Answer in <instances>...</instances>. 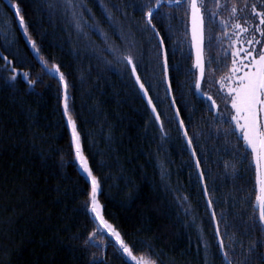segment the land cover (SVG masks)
Here are the masks:
<instances>
[{"label": "trees", "instance_id": "16d2710c", "mask_svg": "<svg viewBox=\"0 0 264 264\" xmlns=\"http://www.w3.org/2000/svg\"><path fill=\"white\" fill-rule=\"evenodd\" d=\"M191 1L9 0L29 44L13 8L0 0V264H136L92 213L61 76L108 230L148 264H229L168 96L163 46L225 253L232 264H264L260 185L224 87L241 32L236 26L253 32L264 0H198L201 92Z\"/></svg>", "mask_w": 264, "mask_h": 264}, {"label": "snow or ice", "instance_id": "6c2138e0", "mask_svg": "<svg viewBox=\"0 0 264 264\" xmlns=\"http://www.w3.org/2000/svg\"><path fill=\"white\" fill-rule=\"evenodd\" d=\"M179 2V0H177ZM191 8L193 10V40H197V30H196V19L197 13L199 11L196 0H192ZM17 15L19 10L17 9ZM235 11V9H233ZM152 10L149 9L147 15L149 18V23H151ZM260 17L259 23L264 25V13H255ZM20 23L23 24V19L21 18ZM240 28L241 31H247L246 28H241L240 25L236 26ZM25 31H27L25 29ZM257 31H260L261 35L264 36V30L257 28ZM251 44L252 41H249ZM259 43V41H257ZM33 47L35 45L33 44ZM239 57V51L235 53ZM245 58L248 59V63L245 64L241 60H233V68L231 71L232 76H236L237 73H242L238 76L236 81V87L230 89L228 95L231 97V107L235 110V115L232 116V120L235 121V127L239 130V138L243 141V147L246 150L247 155H251L254 161V167L257 174V182L260 185V195L257 196L258 201V211L259 219L264 222V47L261 50L253 55V52L244 50ZM131 63V61H129ZM239 65V66H237ZM197 67L200 68L201 79L204 78V66L201 62L199 51L197 55ZM135 71V69H133ZM51 71V70H50ZM56 72H59V69H55ZM27 78V74H24ZM230 78V77H226ZM15 79V77H13ZM63 80V76H61ZM30 83H34L30 81ZM67 87V86H65ZM199 89L200 85H196ZM143 88V85H141ZM208 99L211 100V97ZM151 102V101H149ZM213 103H215L213 101ZM65 115H68V104L67 96H65V105H64ZM68 124L71 126L72 138L76 144V153L77 157L81 161V167L85 172L91 176V172L87 167V161L83 158L80 153L79 147V135L76 131V125L72 120L71 116H68ZM98 185L95 179H92V192L91 199L93 203L92 211H97L96 207V194H97ZM99 218V217H98ZM107 227L111 228L110 225ZM116 236L117 241L120 243V247L123 252L127 254L136 264H148L143 258L138 259L133 255L129 247L120 240L119 233H116L114 230L112 232ZM225 259H227V253L224 254ZM231 264V262H229Z\"/></svg>", "mask_w": 264, "mask_h": 264}, {"label": "water", "instance_id": "95a60500", "mask_svg": "<svg viewBox=\"0 0 264 264\" xmlns=\"http://www.w3.org/2000/svg\"><path fill=\"white\" fill-rule=\"evenodd\" d=\"M6 1L9 5H11V7L13 8L14 12H15V15H16V18L18 20V25L23 33V35L27 38V35L23 29V26L22 24L20 23V17H19V14L17 15V11H16V8L13 6L12 3L9 2V0H4ZM168 2V1H167ZM192 3V1H191ZM196 3L198 5V8H199V11L197 13V19H196V30H197V40L194 41L193 40V10L191 8V17H190V23H191V37H192V45H193V51H194V57H195V62H196V65H197V55H198V51H199V56H200V59H201V62L204 66V71H205V56H204V45H205V31H204V20H203V16H202V13H201V10H200V7H199V4H198V0H196ZM161 4V3H160ZM154 12V10L152 11V13ZM27 42L30 44L29 42V39L27 38ZM163 55H164V71H165V79H166V85H167V89H168V96H169V99H170V102L172 104V107H173V110L175 112V116L178 120V123L180 125V129L182 131V134L187 142V145L191 151V154L193 156V159L195 161V164H196V167L198 169V172H199V175H200V178H201V183H202V189H203V192H204V196L207 200V204L210 208V211L212 213V217H213V221H214V226H215V231H216V236H217V240L219 242V246H220V251L225 259V249H224V245H223V241H222V237L220 235V232H219V226H218V221H217V217H216V214L214 212V209H213V206H212V203H211V200L208 196V191H207V187H206V183H205V178H204V174H203V171L201 169V166H200V162L198 160V157L196 155V152L194 150V147H193V144L191 142V139L188 135V132L185 128V125L183 123V120H182V117L180 115V112L178 110V107L175 103V100H174V96H173V93H172V89H171V85H170V80H169V72H168V63H167V58H166V51H165V48L163 46ZM42 63V62H41ZM43 64V63H42ZM44 65V64H43ZM45 66V65H44ZM46 67V66H45ZM131 67H132V71H133V74H134V77H135V80L140 88V91L146 101V103L148 104V106L150 107L152 113L154 114V116L156 117L157 121L159 123H161V117H160V114L154 104V101L152 100L148 90L146 89L145 85L143 84L136 68L134 67L133 63H131ZM135 69V71L133 70ZM202 80L201 79V73H200V68L198 67V77H197V84L200 85L199 89H197L199 92H201V84H202ZM62 86H63V109H64V105H65V96L67 94V91H66V87L64 85V83L60 80ZM141 85H143V88H141ZM151 101V102H149ZM64 114H65V110H64ZM65 119H66V122H67V126L69 128V131H70V135H71V138H72V130H71V126L68 124V115H65ZM72 143H73V147H74V151H75V157H76V161L79 165V168L81 170V172L83 173V175L88 179V181L90 182V185H91V192H92V179L91 177L88 175L87 172H85L83 170V168L81 167V161L80 159L77 157V153H76V144L75 142L73 141V138H72ZM92 208H93V203H92ZM93 215L95 217V219L97 220V222L100 224V226L102 227V229L108 233L115 241L116 243L118 244V246L120 247V243L117 241V239L112 235V233L108 230V228L105 226V224L102 222V220L100 219L99 215L97 214V212H93ZM99 217V218H98ZM262 222V221H261ZM263 226H264V222H262ZM126 254V253H125ZM127 255V254H126ZM228 263L230 262V260L228 259H225ZM232 264V263H231Z\"/></svg>", "mask_w": 264, "mask_h": 264}, {"label": "rangeland", "instance_id": "374dc122", "mask_svg": "<svg viewBox=\"0 0 264 264\" xmlns=\"http://www.w3.org/2000/svg\"><path fill=\"white\" fill-rule=\"evenodd\" d=\"M261 13H264V10H261ZM257 28L264 30V25L256 24L253 27V32H249L247 29V31H241L237 34L236 42L238 46L236 47L235 53L239 51L240 55L239 57L235 55V60H241L243 61V63L247 64L248 59L245 58L244 50L251 51L253 52V55H255L261 50L262 47H264V36L261 35L260 31H257ZM249 41H252V43L250 44ZM257 41H259V43H257ZM241 74L242 73H237L236 76H232L230 73L227 76L230 78L224 79V87L227 94L229 93L230 89L236 87L237 78ZM234 115H235V110L233 109V116ZM96 207H97V211L101 212V203L99 202L98 195H96Z\"/></svg>", "mask_w": 264, "mask_h": 264}]
</instances>
